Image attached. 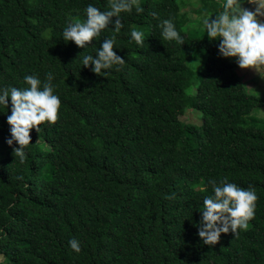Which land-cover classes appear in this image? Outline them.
<instances>
[{"label":"trees","instance_id":"trees-1","mask_svg":"<svg viewBox=\"0 0 264 264\" xmlns=\"http://www.w3.org/2000/svg\"><path fill=\"white\" fill-rule=\"evenodd\" d=\"M110 2L0 0V94L30 87L28 75L42 90L50 73L61 101L55 124L31 130L23 164L7 143L10 97L0 105V264H264V121L252 118L264 97L199 20L215 19L223 0L191 11L189 0H138L143 11L122 12L119 33L113 17L86 48L63 40L89 5ZM164 20L182 45L163 39ZM113 37L124 65L84 67ZM225 178L255 190V215L208 246L203 200Z\"/></svg>","mask_w":264,"mask_h":264},{"label":"clouds","instance_id":"clouds-1","mask_svg":"<svg viewBox=\"0 0 264 264\" xmlns=\"http://www.w3.org/2000/svg\"><path fill=\"white\" fill-rule=\"evenodd\" d=\"M256 5L255 11L241 6L242 0H226L223 10L215 15V19L203 20L210 41L222 38L219 43V53L225 58L235 57L241 69H256L264 67V22L257 17L264 16V0H248ZM136 6L138 13L143 9L138 0H111L110 10L101 11L89 5L86 8L87 19L83 22L70 23L63 31V40L74 41L80 48H86L102 30L114 22V31L119 33L123 28L120 19L122 12H131ZM155 15V13H153ZM162 37L167 41H176L183 44V38L177 32L171 20H164L160 25ZM131 38L137 45L143 46L144 34L133 29ZM113 38L105 39L95 58L85 55L82 59L84 67L94 65L92 71L99 75L102 70L110 69L114 65L122 66L125 60L118 56L114 49ZM119 71L120 68H117ZM25 82L30 87L3 90L0 94V105L7 108L9 97L11 99V115L7 117L10 125L11 139L7 140L9 146L15 141L19 147L13 149V155L19 158L21 164L25 161V148L31 144L30 132L32 129L40 131L45 122L55 124L59 118L60 99L53 94L52 74H47L46 81L41 90V81L32 75L25 76ZM22 179V177L20 178ZM213 185L214 196L203 200L202 220L199 224L198 235L203 244L213 246L220 240L221 233L227 234L229 230L236 235L238 229L247 230L248 223L254 218L256 201L255 190H244L227 178L217 186ZM70 247L76 252L81 251L79 241H69Z\"/></svg>","mask_w":264,"mask_h":264},{"label":"rangeland","instance_id":"rangeland-1","mask_svg":"<svg viewBox=\"0 0 264 264\" xmlns=\"http://www.w3.org/2000/svg\"><path fill=\"white\" fill-rule=\"evenodd\" d=\"M225 2L226 0H223V3ZM189 4H190V6L188 7L189 11L192 10L191 8L194 9L201 8L200 0H189ZM241 6L251 11H255L256 8V5L249 3L248 0H242ZM192 16L195 17L196 15L192 14ZM257 18L261 22H264V16ZM199 20L203 21L201 17H199ZM231 61L237 66V68L241 70V74L243 75L244 79H247L248 77V83L246 84L247 91L251 94L264 97V67H262L259 70L251 69V68L241 69L237 63V58L231 57ZM252 118L264 121V109L255 110L252 113ZM189 119L192 120L193 122H197V118L191 113L187 114L185 118V120H189Z\"/></svg>","mask_w":264,"mask_h":264}]
</instances>
